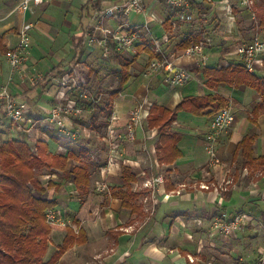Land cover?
I'll use <instances>...</instances> for the list:
<instances>
[{
  "label": "crops",
  "instance_id": "1",
  "mask_svg": "<svg viewBox=\"0 0 264 264\" xmlns=\"http://www.w3.org/2000/svg\"><path fill=\"white\" fill-rule=\"evenodd\" d=\"M21 1L0 0V36L5 35L7 41L6 45H0L6 46L10 53L18 42L23 23L30 22L34 25L32 51L22 70L10 81L9 53L5 55L0 49V89L8 87L25 104L26 119L14 123L0 107V146L17 139L36 149L42 141L49 143L50 151L64 154L68 144L61 139L55 142L49 136L54 129L63 132L52 120V111L59 104H71L62 79L80 72L77 57L80 52L85 54L87 38L93 41L92 36L97 34L94 39H103L125 24L136 28L145 23V18L129 12L120 22L105 20V10L122 0H53L33 7L26 14L17 10ZM233 2L234 8L239 9L237 1ZM263 2L259 0L258 7ZM150 10L160 19L173 18L176 14L165 4L151 5ZM211 12L216 14L211 4L196 3L194 22L180 23L176 29L168 27V23L163 28L158 23L150 26L157 32L169 59L187 68L191 80L185 87L173 88L162 73L149 78L143 75L149 54L145 53L146 62L143 54L133 62L130 80L113 99L111 120L106 127L98 129L107 131L108 150L102 154V149L96 152L98 162L103 164L92 165L93 173L97 167L101 175L92 176L91 190L78 189L72 178L63 175L50 179L44 171L39 174L46 195L57 200L60 218L82 227L88 237L85 244L76 243L70 248L64 258L74 256L76 251L79 260L82 256L78 253L85 251L90 253L86 262L91 264H191L188 256L196 258V264H264V244L253 232L264 233V165L259 164V159L264 157L262 96L246 84L211 83L212 79L203 73L207 67L200 66L196 59L184 57L180 47L187 37L199 33L198 29L202 30V37L206 35L209 26L204 24L215 18ZM238 14V22L247 19V13L245 18H240V13L237 17ZM250 25L245 36L260 37L257 32L263 29L254 27L253 22ZM139 31L145 36V29ZM221 37V42L216 40L207 50L208 68L234 59L229 36ZM255 73L264 76V65L258 66ZM207 94H219L229 100L235 115L234 122L219 138L215 163L206 152V132L214 117L207 113L209 110L202 116L178 113L171 130L181 135L178 148L182 156L171 165L159 163L160 137L158 130L150 126L151 107L155 104L173 110L186 97ZM136 110H141L137 124L133 122ZM69 117H65L66 126L71 123ZM83 127V131L90 132V127ZM132 130L134 138H130ZM246 136L256 138L253 166L245 165L238 149ZM126 167L136 176L130 185L135 193H144V182L163 175L157 171H165L164 183L156 185L157 195L148 191L151 200L145 206L149 215L146 219L123 208L122 200L114 196L126 188L123 175ZM49 182L54 185L48 187ZM239 213L252 214L255 219L229 236L215 229L218 219H230Z\"/></svg>",
  "mask_w": 264,
  "mask_h": 264
},
{
  "label": "trees",
  "instance_id": "2",
  "mask_svg": "<svg viewBox=\"0 0 264 264\" xmlns=\"http://www.w3.org/2000/svg\"><path fill=\"white\" fill-rule=\"evenodd\" d=\"M263 6L264 2L256 12L259 26L264 30ZM167 26L171 28L170 23ZM201 34L202 32H199L187 37L182 41L181 49L184 51L192 45L200 44L202 42ZM0 43L6 45L5 35L0 36ZM80 45L83 48V44ZM110 45L117 47L111 40ZM5 47L0 45L1 53L7 55L9 51ZM119 52L122 54L124 51ZM143 53L149 54L150 59L155 57L147 43L139 44L136 47L134 59L125 61L122 68L116 71L118 84L111 94L112 102L130 80L131 65ZM82 57L83 52H80L77 60ZM203 73L206 78L212 79L211 83H226L230 86L248 85L262 96V106H264V76L248 72L243 67L233 68L232 66L207 67ZM229 107L230 101L219 94L186 97L173 110L154 104L150 110V126L158 130L160 137L159 163L171 165L182 156V152L178 148L181 135L171 130L179 112L185 111L202 116L209 110L207 113L214 116L220 110ZM95 117L97 115L93 116L92 120L95 121ZM52 139L55 142L59 141V137L56 135L52 136ZM255 141V137L246 136L239 145L238 149L246 161L245 165L253 166L255 163L253 159ZM80 154L85 158L89 155L85 146L81 148ZM69 160L79 163V166H73L71 172L67 169ZM259 164L260 166L264 165V157L259 159ZM53 167L62 171L65 178L69 180L72 178L78 189L87 190L90 186L91 167L73 152L52 154L49 143L42 141L37 143L36 149L27 141L17 139L10 140L0 146V264H55L61 255L73 245L85 241L84 232H81L82 239H79L80 237H76L73 230L68 228L59 253L45 261L50 248L53 228V225L48 223L47 213L50 210H56L58 203L56 199H49L46 195L47 189L38 179V172L43 169L50 170ZM123 175L126 188L120 189L114 196L122 200L123 208L131 210L132 213L143 214L142 208L138 205L141 194L133 192L130 187L131 183L136 181V176L127 167L124 169ZM53 185L49 182L48 187Z\"/></svg>",
  "mask_w": 264,
  "mask_h": 264
},
{
  "label": "built area",
  "instance_id": "3",
  "mask_svg": "<svg viewBox=\"0 0 264 264\" xmlns=\"http://www.w3.org/2000/svg\"><path fill=\"white\" fill-rule=\"evenodd\" d=\"M53 0H22L18 5L17 10L26 14L31 11L33 7L43 6ZM72 1V0H62ZM237 6L241 11L246 12L252 20L259 25L257 8L258 0H236ZM196 3L211 4L214 7L216 15V26L224 25L226 33L229 31V35L234 34L236 28L237 14L235 13L233 0H122L113 6L108 7L104 12L105 20H114L120 22L123 15H127L129 12L142 15L145 18L143 25H137L136 30L138 32H130L129 24L122 25L112 35L111 38H103L101 44L105 49L106 54L110 52L109 41H113L119 50L134 49L135 43L139 40L146 41L151 52L155 54V57L149 59L147 68L144 72L146 78L156 75L157 73L164 74L166 83L170 87H184L186 86L191 75L187 68L181 67L176 62L169 59L162 47L160 39L157 38V32L150 28L154 23H158L162 28L167 23H170L172 29H176L180 23L194 22L193 6ZM165 4L173 11H175V17L158 18V15L152 12L151 5ZM34 28L33 23L24 22L18 33V42L16 46L10 51L8 58L11 66L10 81L13 76L19 73L24 63L28 60L32 51V36L31 32ZM140 28V29H138ZM145 29V36L139 32V30ZM229 37L231 42L235 40L234 36ZM233 38V39H232ZM239 40V39H237ZM139 43V42H138ZM213 46L211 39H205L198 45H192L183 51L184 57H189L198 60L199 65L208 67L209 54L207 50ZM137 47V46H136ZM235 58L233 60L226 61L224 63L216 65V68L229 67H243L245 70L251 73L257 71L258 66L264 65V39L255 38L250 42H242L237 46L235 50ZM83 82L85 81L82 79ZM0 107L4 114L14 123H21L26 119V107L25 104L18 99L8 87L0 89ZM72 110L71 105L59 104L52 111L53 121L59 124L60 129L63 132H67V126L65 123V117H68ZM65 115V116H64ZM141 119V110H136L133 114V122L138 123ZM235 115L232 108H225L216 113L211 120L208 130L206 132L207 151L211 157L212 163H215V157L217 152V144L221 135L225 130L234 122ZM71 131V130H68ZM130 138H134L133 130L130 132ZM162 178L148 180L145 182V187L154 188L156 183H162ZM204 188V186H202ZM151 193V192H150ZM154 193V192H152ZM153 195V194H152ZM47 217L52 225H60L62 227L69 226L71 224L60 218L59 213L56 210H50L47 213ZM250 218L245 213H239L231 217L230 219L220 218L215 223V229L218 230L221 235L229 236L236 230L244 226ZM197 260H191V263L196 264Z\"/></svg>",
  "mask_w": 264,
  "mask_h": 264
},
{
  "label": "rangeland",
  "instance_id": "4",
  "mask_svg": "<svg viewBox=\"0 0 264 264\" xmlns=\"http://www.w3.org/2000/svg\"><path fill=\"white\" fill-rule=\"evenodd\" d=\"M259 1V0H258ZM237 10V11H236ZM242 11H240L238 8L235 9V13H240V18H242L245 14L241 13ZM213 12H211L212 17L215 15L212 14ZM247 19L243 20L242 22H238L236 23V28H235V32L232 36H234L235 40L232 41V47H233V51L235 52V50L237 49V46L242 42H250L252 40H254L255 38H263L264 39V30L262 31H258L257 33H260L261 35H257L260 37H246L245 36V30L250 29V27H252L250 24L253 22L254 27L259 28V25L257 26L256 23L252 20V18L249 15H246ZM239 18V14L237 17V21ZM245 18V17H243ZM215 18H211L209 21H206L205 25H208L209 28L207 30H205L206 35L204 37H202V41L207 38L211 39V41L213 42H221L219 41L220 39H223L222 34L223 35H228L230 37V35L228 33H226V30H222L225 29L224 25H218L216 26V20H214ZM240 20V19H239ZM101 24V23H100ZM180 26H178L177 28H179ZM210 29V30H209ZM198 32H202V30L198 29ZM109 31V30H107ZM131 33L132 32H138V30H136V28L134 27H130L129 30ZM225 31V32H224ZM140 32V31H139ZM102 33V32H101ZM95 36H97V34L92 36L93 41H91V39L87 38L86 41V52L85 54H83V57L78 60L79 63L76 64V66H79V73H76L75 75H71L68 78L62 79V84L66 83L64 87L68 88V95H69V100H71V107L72 110H70V117L69 120L71 123L67 124V129L71 130L67 132H60L58 130H53L54 133L49 135L50 137H55V134L57 135V137H59V139H61V142L63 141L64 143L68 144L67 147V152H73L75 153L78 157H80V159L85 163L90 165V170H91V180H92V176L95 175L96 177H100L101 175V169H97V167H102L101 165L103 164V162H98V157L96 155V152L98 149H102V152H106L108 150V143H107V131H99L98 129L101 128V126H107L106 124L109 123V121L112 118V114L114 111V105L112 102V93L113 91H115V88L117 87L118 84V78L116 77V71L120 70L124 64L125 61H131L134 59V56L136 55V46L139 44L144 43L143 41L141 42L140 40L138 42L135 43V47L134 49H123V50H119L118 47H114V45H110V52L108 54H106L105 49L103 48V45L101 44V37H97V39ZM106 36L104 35V38ZM112 35L107 36V38H111ZM233 39V38H232ZM239 39V40H237ZM217 40V41H216ZM231 39H228V42ZM227 43V42H226ZM110 44V41H109ZM87 48H89L87 50ZM119 51H124L122 54ZM146 54L143 53L142 58L145 57ZM232 58H235V56H233ZM147 61V57L144 58V62ZM149 61V60H148ZM146 70V69H145ZM145 72V71H144ZM143 72V74H144ZM133 74L135 73V71L132 72ZM84 79L85 81L83 82ZM191 80V79H190ZM190 82V81H189ZM185 87V86H184ZM181 88V87H180ZM86 105V106H85ZM89 108H88V107ZM97 115V117H95V121L92 120V117ZM11 121V120H10ZM44 125V124H43ZM83 126H88L90 127L89 130L90 132H86L83 131ZM206 141V140H205ZM86 147V149L88 150L89 155L87 156V158L83 157L80 154V150L82 147ZM52 154L57 153V152H53L50 151ZM66 152V153H67ZM110 152V151H109ZM206 152L207 151V141H206ZM65 153V154H66ZM58 154V153H57ZM62 154V153H61ZM209 154V153H208ZM217 154V152H216ZM105 155V154H104ZM210 157V155H209ZM211 159V157H210ZM215 161H216V157H215ZM214 161V162H215ZM212 162V160H211ZM77 165L79 166V163L77 161L74 160H69L68 161V165H67V169L68 171L71 172V170L73 169V166ZM95 167V165H97L96 170L93 173V166ZM153 168V167H152ZM158 170V169H157ZM43 171L45 172L44 174H48L46 176H49L48 178L54 176V175H63V172L55 169L54 167L50 170L48 169H43L40 172H38V174H43ZM162 172L163 175H158L156 177H151L148 178V180H153V179H157V178H162L164 183L165 180V171L164 170H160L157 171ZM161 174V173H160ZM40 175V176H41ZM157 175V174H155ZM39 177V175H38ZM39 179V178H38ZM51 179V178H50ZM146 182V181H145ZM145 182H144V193H140L142 194L139 199H138V205H140V207L142 208V213L143 214H138L142 217H144L145 219L149 216L148 210L145 207L146 203L150 204V197L147 196L148 191H150L153 195H157V191H156V187L154 188H147L145 187ZM161 183V184H162ZM96 184V183H95ZM158 183L155 184V186ZM160 184V183H159ZM91 182H90V186L88 187L87 190H91ZM138 192V191H137ZM84 196H82L81 198H83ZM141 200V201H140ZM155 201H156V197H155ZM249 218H250V222L253 221L255 219V217L252 216V214H247L245 213ZM148 215V216H147ZM48 219V217H47ZM248 221V222H249ZM48 223L51 225L52 223L49 222ZM69 223V222H67ZM76 223V222H75ZM52 226V225H51ZM52 238H51V242H50V248H49V252L47 257L45 258V261H48L51 259V257L56 254L59 253V248H61L64 238L67 235V229H72L74 234L76 235V237H80L81 236V232H84V239L85 241L81 242V243H77V244H85L86 240H87V234L86 231L81 227L75 225V224H71L69 226L66 227H58V225H53L52 226ZM254 233H256V238L258 240H260V242L262 244H264V237L262 235L263 232H258L253 230ZM264 234V233H263ZM79 239H82L81 237ZM54 241V244H53ZM57 243V244H55ZM74 246V245H73ZM72 246V247H73ZM71 247V248H72ZM69 251V250H67ZM66 251V252H67ZM65 252V253H66ZM63 253L61 255V257L59 258V260L55 263V264H91V262H86V260L90 259V253L88 252H81L78 253L79 255H81V259L78 260V257L76 256V251H74V256H68L66 255L65 258L63 257L64 254ZM72 257V259H71ZM74 257V258H73ZM188 262L191 263V260H197L196 258L192 257V256H188ZM97 262V261H95ZM96 264H101V263H96ZM194 264V263H191Z\"/></svg>",
  "mask_w": 264,
  "mask_h": 264
}]
</instances>
